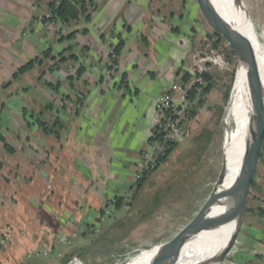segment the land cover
<instances>
[{"label":"crops","instance_id":"crops-1","mask_svg":"<svg viewBox=\"0 0 264 264\" xmlns=\"http://www.w3.org/2000/svg\"><path fill=\"white\" fill-rule=\"evenodd\" d=\"M50 2L20 0L19 5L10 0L11 7L19 5L15 7L18 17L6 13L0 17V87L14 84L30 101L28 105L19 100L21 108L62 122L59 136L46 134L37 126L0 131L14 149L9 152L0 145V219L4 224L7 219L15 220L29 230L35 223L38 232H45L49 239L58 231H67L83 233L80 237L87 240L93 231L89 215L101 221L105 216L102 202L112 197L125 199V193L137 182L140 161L150 150V132L157 121L155 101L180 80L182 71H188L196 43L183 25L173 23V13L167 17L166 0H93L90 20L69 26L43 20ZM179 8L182 16L184 5ZM197 13L198 22L205 27V20L211 28L199 5ZM53 26L59 31L53 32L50 41L48 30ZM71 32L76 35L66 38ZM119 40L124 45L117 64L110 68L111 52ZM48 49L51 54L46 57ZM34 59L39 61L32 69L13 78L18 68ZM48 64H53L49 74ZM6 72L12 79L2 78ZM48 83L59 84V90L54 91ZM35 85L43 86L49 97L45 104L27 94L28 88ZM1 95L0 115L7 107ZM50 103L52 110L47 109ZM36 180L38 193L49 182L55 186L65 184L61 191L82 199L90 195L93 206L73 214L58 204L45 216L54 223L52 229L33 218L37 215L23 217L14 209V203L26 192L24 187ZM255 188L259 192L258 207H264V164ZM1 206L6 208L5 213ZM228 261L264 264V219L257 212H249V217L246 213L225 264Z\"/></svg>","mask_w":264,"mask_h":264},{"label":"rangeland","instance_id":"rangeland-1","mask_svg":"<svg viewBox=\"0 0 264 264\" xmlns=\"http://www.w3.org/2000/svg\"><path fill=\"white\" fill-rule=\"evenodd\" d=\"M166 1L169 7L167 17L170 18V14L173 13V23L183 25V30L195 39L192 61L186 70L188 69L191 76L207 72L211 75V81L214 84L211 91L202 95V99L199 97L195 100L196 103L201 101L196 115L189 121L182 120L184 137L166 160L148 174L140 188L137 185L138 176L135 177L137 182L133 183L131 191L125 193L126 198L122 207L119 208L117 199L112 197L102 202L105 216L101 221L89 215V223L92 224L93 231L88 234L87 240L80 237L83 233L67 231H58L52 239H49L45 232H38L35 223L29 230L15 220L7 219L9 221L4 224L0 219V264H71L73 261H79L80 264H127L148 249L149 251H156L159 248L167 250L165 245L187 228L209 200L225 161L223 145L228 138L225 134V115L233 94L238 62L226 35L216 28H208L205 20H202L205 27L198 22L196 0ZM240 1L249 8L248 13L253 20L251 28L255 30L257 36L261 37V56L264 59V48H262L264 47V0ZM16 2L20 5V0ZM19 5L11 7L10 0H0V17L5 13L18 17ZM182 5H184V11L181 16L179 7ZM38 7L41 8V5L39 4ZM165 15L163 13V16ZM214 30L222 37L217 47L212 44L218 39L213 34ZM48 31L51 41L55 34L53 32L59 31V28L53 26ZM209 33L213 34L212 38ZM51 66L53 64H48V74L51 72ZM8 72L1 74L6 81L12 79L11 76L8 77ZM204 83L203 85L206 86L207 82ZM8 86L10 85L4 83L0 87V100L3 96L1 94H4L3 100L7 101V107L0 115V131L8 133L12 130L25 129L28 127L27 122L35 128L36 124L30 118V111L27 109L29 112L25 117L21 108L23 106L20 101L30 105L29 98L24 97L14 84ZM20 86L21 89L22 85ZM165 93L166 91L163 97ZM27 94L36 98L41 104L49 100L43 91V86H31ZM9 106L11 111L8 110ZM29 107L36 109V107ZM263 164L264 157L255 176L256 182ZM63 186L66 185L63 184ZM63 186H55L49 182L43 185L45 190L38 193L39 182L33 181L24 187L26 192L21 193L23 196L15 201L13 207L19 213H23V217L29 218L30 214L37 215L33 218H39L44 223L43 226H49L52 229L54 223L46 220L45 216L48 217V212L52 209L54 211V207L58 204L68 208L67 210L73 214H81L82 209L93 206L90 195H85L82 199L75 193L68 194L61 191ZM69 188H71L70 185L67 189L70 190ZM257 194L259 192L256 188H251L248 207H258ZM260 196H262L261 193ZM1 211L5 213L6 208L1 206ZM9 218L12 217L9 216ZM213 231L210 235H205V229L194 237L189 245L191 260L202 247L204 248L212 241ZM87 243L90 246H87ZM230 262L228 261V264Z\"/></svg>","mask_w":264,"mask_h":264},{"label":"water","instance_id":"water-1","mask_svg":"<svg viewBox=\"0 0 264 264\" xmlns=\"http://www.w3.org/2000/svg\"><path fill=\"white\" fill-rule=\"evenodd\" d=\"M196 1L210 26L222 31L229 39L235 52L238 66L244 65L246 67L247 85L250 91L252 110L247 132L248 141L245 144L240 169L235 180L239 187L232 216L226 218L223 214L216 216L211 215L214 206L219 204L226 190V188H224L226 162H224L217 185L205 206L179 236L165 245V247L168 248L169 264H176L180 252L187 241L193 235L210 225V223L213 222L217 226H223L234 222V231L224 247L219 249L209 261L201 263L223 264L232 248L235 246L242 226L244 225L248 199L258 171L260 154L264 141V83L260 74L254 45L247 35L232 26L222 17L212 0Z\"/></svg>","mask_w":264,"mask_h":264},{"label":"bare ground","instance_id":"bare-ground-1","mask_svg":"<svg viewBox=\"0 0 264 264\" xmlns=\"http://www.w3.org/2000/svg\"><path fill=\"white\" fill-rule=\"evenodd\" d=\"M212 2L228 23L247 35L252 41L256 50L262 81H264V59L261 56L262 49L260 47L261 37L257 36L254 32L255 30L253 31L251 28L253 20L248 13L249 8L244 6L240 0H212ZM251 110L252 106L250 91L247 85L246 67L240 65L236 70L233 94L227 109V114L225 115V134L228 137L226 144L223 145L224 162H226V174L224 179V188H226V190L219 204L214 206L211 215L216 216L223 214L226 218H229L234 212L235 198L239 187L235 180L240 169L245 144L248 141L247 132ZM234 228V222L223 226H217L213 222L210 223V225L193 235L187 241L180 252L176 264H201L209 261L219 249L224 247L232 235ZM205 229V235H210L214 230L211 236L212 241L206 244L204 248L202 247L199 253L191 260L189 245L194 240V237ZM149 250L150 249L144 251L137 259L127 264H169L168 249L163 250V248H159L158 250L155 249L156 251ZM71 264L80 263L79 261H73Z\"/></svg>","mask_w":264,"mask_h":264},{"label":"trees","instance_id":"trees-1","mask_svg":"<svg viewBox=\"0 0 264 264\" xmlns=\"http://www.w3.org/2000/svg\"><path fill=\"white\" fill-rule=\"evenodd\" d=\"M94 6L93 0H51V2L48 4V13L49 16H44L45 21L51 22L52 24H55L56 22L61 23L63 26H69L72 23L79 22L80 20H87L89 21L91 18V8ZM214 36H217L218 39L212 43L215 47L218 46V44L221 42V35L219 32L214 30ZM213 34L209 33L210 37H213ZM76 35V32L69 33L66 38L72 39ZM124 42L123 40H119L118 43L113 46V52L115 53L116 57L121 52L123 48ZM232 53L234 54V51L232 50ZM51 54V49H48L44 56L49 57ZM62 60H65L64 58ZM112 66L110 68H114V66L117 64L118 57L116 59H112ZM39 59H34L26 63L25 65L18 68V70L14 73L13 78L16 79L22 74H24L26 71L32 69L36 62H38ZM55 67H53L54 69ZM197 76H201L205 82H207V85L204 86L203 84H196L193 86L192 89L188 92V97L190 99V105L188 108H186L184 114H183V121L184 120H190L192 117H194L198 110V104L199 102H195V100L199 97L202 99V95L207 94L211 89L213 88L214 84L211 81L212 77L209 73L203 72V73H197ZM191 77V75L188 72H184L182 81L186 82ZM54 91L59 90V84L54 85L52 83H48ZM80 104H82V101H80ZM192 104V105H191ZM54 108L53 103H50L47 106V109L52 110ZM27 109H23V116L28 115ZM31 113V112H29ZM169 114V113H168ZM167 114V115H168ZM30 118L33 120L32 122L36 124V126L40 129H42L46 134H54L56 136L60 135V129L62 128V122L59 118H51L46 119L43 113H31ZM30 123L27 122V125ZM31 127V126H30ZM155 139H162V133L160 132L159 128L156 127L153 131V136L150 137L149 142H152ZM0 142L3 144L4 148L9 151L13 152L14 149L11 147V145L7 142L6 138L0 134ZM179 143H172L170 142L168 144V147L165 150L164 155L158 160L155 167L151 168L149 171H144L142 175L138 179V188L142 186L144 181L147 179L148 174L152 171H154L156 168H158L162 162L166 160V158L177 148ZM264 157V141L263 146L260 154V162ZM2 166V163L0 161V167ZM257 186V182L254 180L252 184V188ZM124 203V198L120 197L117 199V205L118 207H122ZM257 212L258 216L264 219V207L259 206L256 208L253 207H247V212ZM68 260V259H67Z\"/></svg>","mask_w":264,"mask_h":264},{"label":"built area","instance_id":"built-area-1","mask_svg":"<svg viewBox=\"0 0 264 264\" xmlns=\"http://www.w3.org/2000/svg\"><path fill=\"white\" fill-rule=\"evenodd\" d=\"M45 16H49L48 11L46 12ZM111 57L112 59L117 58L113 50L111 52ZM183 75L184 71L181 72L180 80L173 82L168 87L164 97L155 101L158 115L156 119V125L152 129L151 136H153L154 129L158 127L162 133V139H155L150 142V150L142 156L140 161V172L138 173V179L144 171H149L151 168L156 166L158 160L164 155L165 150L170 142L179 143V141L184 137L185 130L182 126V120L186 108H188L190 105L188 92L197 83L205 84V81L201 76L194 74L188 79V81L183 82ZM4 237L5 239H8V237ZM223 264H225V261ZM230 264H234V262L231 261Z\"/></svg>","mask_w":264,"mask_h":264}]
</instances>
